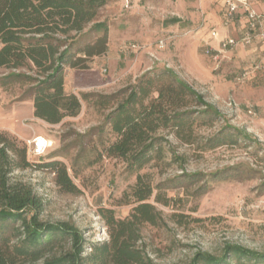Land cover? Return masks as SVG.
Wrapping results in <instances>:
<instances>
[{
	"label": "rangeland",
	"instance_id": "obj_1",
	"mask_svg": "<svg viewBox=\"0 0 264 264\" xmlns=\"http://www.w3.org/2000/svg\"><path fill=\"white\" fill-rule=\"evenodd\" d=\"M248 6L254 19L242 7L230 15L227 0H111L96 18L109 28L108 51L87 69L67 68L65 74L68 93L95 97L82 102L78 116L57 125L34 117L33 98L26 95L30 84L0 83V132L28 148L31 164L13 179L32 185L42 199V220L78 227L89 254L92 244L109 239L101 210L127 218L135 206L128 194L141 175L155 189L148 202L161 218L140 230L150 264H190L197 252L220 256L231 244L264 252V0H248ZM161 68L172 69L220 116L195 115L192 144L171 134L162 159L129 173L124 160L99 154L101 140H116L109 127L101 139L88 135L109 112L93 102L98 95L120 98L145 73ZM10 71L0 68V78ZM187 100L191 109H203L193 96ZM226 127L241 134L231 130L234 145L202 148ZM40 138L46 145L36 154ZM169 145L185 156L187 175L201 174L198 181L183 177ZM54 161L67 167L76 191L62 189L55 170L44 167Z\"/></svg>",
	"mask_w": 264,
	"mask_h": 264
},
{
	"label": "trees",
	"instance_id": "obj_2",
	"mask_svg": "<svg viewBox=\"0 0 264 264\" xmlns=\"http://www.w3.org/2000/svg\"><path fill=\"white\" fill-rule=\"evenodd\" d=\"M110 2L0 0V68L11 70L0 78V83L30 84L26 95L33 98L35 118L52 125L60 124L66 118L78 116L82 102L95 97L93 94L79 97L68 93L65 74L67 68L87 69L94 57L108 51L109 28L104 22H96V18L100 9ZM92 33L102 35L85 43L84 39ZM126 93H121L120 98L116 94L97 96L93 105L109 112L104 123L93 127L88 135L97 134L101 139L106 126L109 127L116 140L109 144L101 140L99 154L124 160L129 173L138 172L152 161L162 159L163 143L169 144L166 137L171 134L192 144L195 115L212 120L220 116L215 106L169 68L145 73ZM192 96L196 105L203 109L190 108L187 99ZM231 130L239 133L226 127L202 148L234 145L236 136ZM169 146L172 161L180 164L183 177L198 181L201 174L187 175L183 166L185 156H180ZM27 153L26 146H20L15 138L0 132V264H150L140 246V230L146 223L157 225L161 218L148 202L155 189L144 180L145 177L139 175L131 194H128L135 206L127 218L116 219L112 210H101L109 239L92 244L91 252L86 254L87 243L81 230L69 222L42 220V199L32 185L13 179L16 170L31 166ZM81 154L80 151L78 160H81ZM44 167L55 170L56 182L62 189L76 191L77 187L62 162H50ZM9 228L10 234H7ZM234 263L264 264V252L231 244L220 256L197 252L190 262Z\"/></svg>",
	"mask_w": 264,
	"mask_h": 264
},
{
	"label": "built area",
	"instance_id": "obj_3",
	"mask_svg": "<svg viewBox=\"0 0 264 264\" xmlns=\"http://www.w3.org/2000/svg\"><path fill=\"white\" fill-rule=\"evenodd\" d=\"M227 7H228V10H229V14H233L235 13L238 8L242 7L244 8L246 11L250 12L249 15H250V18L254 19L257 15L254 14V12H251L250 9H249V6H248V0H227ZM213 35H215V32L213 33ZM262 39H264V34H262ZM230 44H233V41H228L227 43L224 42V47L226 45H230ZM159 45L161 48L165 47V41L164 40H160L159 41ZM36 149H35V153L36 154H39V147H41L39 145V141L36 142ZM45 148V147H43Z\"/></svg>",
	"mask_w": 264,
	"mask_h": 264
},
{
	"label": "bare ground",
	"instance_id": "obj_4",
	"mask_svg": "<svg viewBox=\"0 0 264 264\" xmlns=\"http://www.w3.org/2000/svg\"><path fill=\"white\" fill-rule=\"evenodd\" d=\"M38 141H39V145H40L41 147H44V146L46 145V140H45V139L40 138Z\"/></svg>",
	"mask_w": 264,
	"mask_h": 264
}]
</instances>
